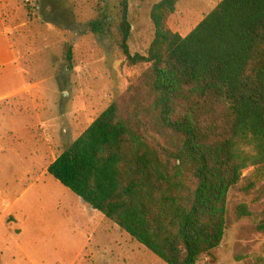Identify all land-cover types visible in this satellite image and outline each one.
Here are the masks:
<instances>
[{"label":"rangeland","instance_id":"rangeland-1","mask_svg":"<svg viewBox=\"0 0 264 264\" xmlns=\"http://www.w3.org/2000/svg\"><path fill=\"white\" fill-rule=\"evenodd\" d=\"M160 1H128L131 57L146 56ZM221 1L180 0L167 26L186 37ZM119 2L0 0V264H164L46 173L113 103L149 140L170 142L154 122L150 65L121 51ZM98 18L112 24L104 38L86 31ZM242 205L249 217H237ZM261 221L264 166L242 171L223 239L197 264H264Z\"/></svg>","mask_w":264,"mask_h":264},{"label":"trees","instance_id":"trees-1","mask_svg":"<svg viewBox=\"0 0 264 264\" xmlns=\"http://www.w3.org/2000/svg\"><path fill=\"white\" fill-rule=\"evenodd\" d=\"M128 1L119 45L150 65L154 122L170 142L149 140L113 103L46 173L164 264H197L223 239L242 171L264 166V0H222L186 37L167 26L180 0H161L145 57L128 51ZM111 25L98 18L86 31L104 38Z\"/></svg>","mask_w":264,"mask_h":264},{"label":"water","instance_id":"water-1","mask_svg":"<svg viewBox=\"0 0 264 264\" xmlns=\"http://www.w3.org/2000/svg\"><path fill=\"white\" fill-rule=\"evenodd\" d=\"M94 210V209H93Z\"/></svg>","mask_w":264,"mask_h":264}]
</instances>
